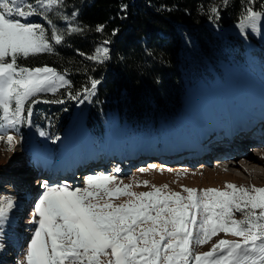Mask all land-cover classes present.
Segmentation results:
<instances>
[{"label": "snow or ice", "instance_id": "6c2138e0", "mask_svg": "<svg viewBox=\"0 0 264 264\" xmlns=\"http://www.w3.org/2000/svg\"><path fill=\"white\" fill-rule=\"evenodd\" d=\"M221 2L227 6L229 0ZM255 2L243 0L238 21L241 33L260 31L264 4L257 11ZM60 4L62 0H0V142L9 151L18 143L12 130L26 119L31 124V105L37 103L38 94L70 87V81L53 67H25L18 62L52 53V42L63 41L53 21L48 20L49 36L41 23L30 20L36 16L47 20ZM209 11L213 14L209 19L218 18L217 5ZM75 16L73 12L71 17H61L69 21V34L82 31L71 22ZM103 30V24L96 26L97 32ZM110 43L104 40L87 59L108 60ZM99 83L91 79V87L82 89L84 99L94 94ZM80 95L69 92L68 98L76 100ZM40 135L47 134L41 131ZM150 170L164 171L155 164L138 171ZM187 174V169L175 173L177 178ZM38 186L42 191L29 220L35 227L17 264H264V186L225 181L222 189L180 185L176 191L168 183L157 185L135 174L125 183L104 172L85 176L82 187H72L66 180H42ZM139 187L149 190H133ZM14 207L13 197L0 195V232ZM221 234L235 239L213 242ZM206 244H211L208 251L196 250Z\"/></svg>", "mask_w": 264, "mask_h": 264}, {"label": "trees", "instance_id": "16d2710c", "mask_svg": "<svg viewBox=\"0 0 264 264\" xmlns=\"http://www.w3.org/2000/svg\"><path fill=\"white\" fill-rule=\"evenodd\" d=\"M264 0L253 5L261 10ZM126 5V9L122 8ZM211 5H217L219 16ZM245 7L243 0H62L39 21L51 35L48 20L59 28L64 39L53 43L52 53L20 58L25 67L47 65L70 81V87L57 93H40L32 104V125L47 135L59 137L79 106L84 111L85 126L100 141L108 126L115 125L146 142H168L177 127L162 123L182 109L189 88L199 83H214L213 73L227 84L231 80L219 66L224 63L245 69L244 46L232 35L222 36L211 25L238 23ZM76 16L71 22L82 31L67 33L61 17ZM104 25L102 32L96 26ZM113 30H117L113 35ZM104 40L110 58L103 63L87 59ZM84 53V55H81ZM91 79L100 81L94 94L84 99ZM81 95L68 98V93ZM63 100V103L46 102Z\"/></svg>", "mask_w": 264, "mask_h": 264}, {"label": "rangeland", "instance_id": "374dc122", "mask_svg": "<svg viewBox=\"0 0 264 264\" xmlns=\"http://www.w3.org/2000/svg\"><path fill=\"white\" fill-rule=\"evenodd\" d=\"M32 19L38 20L41 19V17L36 16L30 18V20ZM68 23L69 21L64 20L62 22V27H67ZM260 24L264 25V16L261 17V21L258 24V27L262 29ZM48 26H50L51 28V25H49V23ZM219 32L225 34H235L241 31L238 27V23H236L232 26H229L228 28H220ZM262 32L263 34L261 33V31L253 32L251 29H246L244 32V34L252 37L261 46L257 49L255 47H252L253 51H250V56L253 60L256 59L255 57L259 58L260 60L264 59L263 29ZM247 43H249L251 46L250 42L247 41ZM263 62L264 61H261V63ZM258 64L261 66L260 63ZM224 66L230 70L239 71V68L237 67H233L227 64H224ZM245 69H243V71ZM242 82L245 84V86H247L246 89L244 86L235 84L232 80H229L227 81V86L233 87L232 92H226L225 90L217 89L216 91H210L206 94L202 93L199 98H196L197 92L194 89L193 91H191L190 89L183 105L188 115L190 116V118L187 117L189 118L187 123H192L191 125H197V123L194 122V120H197V116L199 115V108L197 107V104L203 106L204 102L208 107H211L213 104H215V107L217 108L221 107L223 110L226 109L229 115L234 114V111L238 109V107L250 109V107L248 106H251V104L253 103L262 106L264 97H262L259 91H256L258 90V88L253 89V86H251L244 79H242ZM211 86L214 85H208V87ZM248 87H250L251 90H249ZM198 89L200 90V87H198ZM226 95H228L229 98ZM207 98H209L211 102H209ZM194 115L196 116L194 117ZM172 121H174L176 124H181V121H184V117H182L181 114L178 113L173 117ZM25 122L28 129L27 132L22 129ZM25 122L17 126L16 129L12 130L18 137V143L15 144L13 150L9 151L7 149V146L4 143L0 142V195L18 198L19 192L20 194H27L26 197L21 196L22 199H20L19 201V206L22 207L21 211L18 212L19 214H17V212L15 214L14 212V220L13 218H11V221H13H9L11 222L10 224L5 223L2 232H0V264H17V262L21 261L23 258V254L26 248V242L28 239H30L31 236V234L28 233L30 231H33L35 227L33 223H29V220L30 215L33 212L34 201L40 193V188L38 191L36 188V182L39 180L37 177H42L41 179L44 180L48 179L51 182H60L52 181L53 179H67L70 186L82 187L83 178L87 175L104 172L106 174L116 175L125 183H128L129 177L135 174L140 180H148L151 183L157 185L168 183L169 186L176 191L181 190L180 185H186L188 187H194L198 189L207 187L222 189L224 187L225 181H230L237 185L244 184L247 186L249 185V182L244 181V179L252 178V175L255 177L254 181L256 182V184L260 185V183H264V163L255 164L256 168L259 169L261 175L257 176L254 173H252L251 176L244 175L248 174L249 172L245 173L246 170L243 167L254 165L251 159L249 161L245 160L246 163H244L243 159H241L242 157H244L242 151L248 152V157L249 154L250 157L252 156V158L254 156V150H252V146L250 144L247 145L248 140H244L245 142L234 146V149H232L231 151L214 152V158L211 161L208 159L205 161V159H197L193 156H191L190 158L187 157V155H191L195 149L197 151L201 149L204 150L200 143H197V145L194 146L193 143L190 144L189 141L179 142L175 147V151L172 152L170 147L164 148L157 145H145L140 138H138V141L131 140L130 132L126 130L122 131L119 127L116 126V124H110L108 126L107 134L103 137L101 143V141L99 142L95 138L89 137V135L87 134V130L84 126V111L81 110L79 106L77 107L73 115V120L70 123V126L64 131L63 135L60 136L59 139H50L51 141H48L45 136L40 135V131L36 129L32 125V123L29 124L27 122V119L25 120ZM235 122L238 123L233 125L232 128H238L237 126H239V124L246 125V123L241 119H237ZM243 130L244 129H242V131ZM233 132L234 131L232 130L229 134L239 133ZM79 135L81 137H79ZM82 135L84 136L83 138ZM223 136L225 139L226 136ZM233 136L231 137L230 135H228L229 141H234ZM126 137L128 139H125ZM211 139H214V134L212 135ZM263 142L264 135L261 144ZM36 143L38 145L41 143V146L43 148V150H41V148L39 147V150L42 151L44 156V159H42L45 160L44 163L46 164L45 167H43L44 170L42 168H39V166H36V164L34 166L32 163L33 160L38 161V159L33 157L31 153L32 150L39 152ZM18 146H21L20 154L24 156L23 158L26 160L24 162V165L23 163L17 162L19 161L18 157L15 156L19 152ZM64 152L70 157L68 162L70 163L71 167L68 168L70 171L66 170L64 173H62L61 171L65 164L60 165L59 160ZM60 153L61 157L58 159L57 157L60 155ZM226 153V157L221 161L224 162L225 159L229 158H231L232 160H236V164L232 165L233 167H230L229 165L218 164L216 157L220 154ZM39 154L42 155L40 152ZM14 159L16 161L13 164ZM98 164H100V166L98 167L101 168L94 169L93 167ZM150 164H155L158 168H163L164 171L162 173L156 170H150L146 173H140L138 171L140 168H147ZM18 165H21L22 168ZM31 167L36 168L32 170L33 168L31 169ZM73 168L76 169L74 172L72 171ZM116 169H119V171H115ZM167 169H172V172L167 171ZM185 169L188 170V174L183 177L177 178L175 173L178 171H183ZM40 171H42V173H39ZM76 171L77 173H81V175H73ZM193 173H195V175H193ZM52 174L53 176H51ZM26 178L27 180H25ZM69 180H72V182ZM173 181L176 182L173 183ZM261 186L264 185H260L259 187ZM9 189L13 190L10 191ZM133 190L148 191L149 189L146 187H139L134 188ZM31 194H33V196H31ZM28 196L29 200L26 202V204H23ZM237 218H239V216ZM18 225H21L22 229H24L25 232H15L17 231L16 229ZM219 238L235 239V237L224 236L223 234H221L220 236L213 238V242L215 241V239ZM210 247L211 244H206L203 246H199L196 250L200 252L208 251ZM11 253L12 256L8 257V254Z\"/></svg>", "mask_w": 264, "mask_h": 264}, {"label": "bare ground", "instance_id": "6f19581e", "mask_svg": "<svg viewBox=\"0 0 264 264\" xmlns=\"http://www.w3.org/2000/svg\"><path fill=\"white\" fill-rule=\"evenodd\" d=\"M260 26H261V28L264 30V25H261L260 24ZM261 29V30H262ZM250 48V47H249ZM261 62V61H260ZM261 66L264 68V62L263 63H261ZM256 91H258V90H256ZM259 93V92H258ZM261 96V95H260ZM225 108V107H224ZM248 109V108H247ZM226 110V109H225ZM227 111V110H226ZM230 111V110H229ZM237 113H238V111H236ZM234 132H239V133H242L243 131H242V129H240V128H238V129H236V130H233ZM241 131V132H240ZM233 132V133H234ZM239 133H234V134H226L225 136H226V138H225V141L226 142H230V143H232V142H234V141H229V139H228V135H230L231 137L233 136V137H235V136H237ZM29 148V147H28ZM31 148V147H30ZM78 148V147H77ZM18 153L15 155V156H17L18 157V160L19 161H17V162H19V163H23V165H24V162L26 161L23 157L24 156H22L21 154H20V150H21V146H18ZM217 149H221V146H218L217 145ZM258 152H257V155L254 157L253 156V158H252V156L250 157V154H249V157H248V152H246V151H242V153L244 154V157H242L241 159H243V162L244 163H246V161L245 160H250L251 159V161L254 163V165H250V166H245V167H243L245 170H246V172L245 173H248V174H244L245 176H251V174L252 173H254L255 175H261V173L259 172V169H257L256 168V166H255V164H259V163H264V157H263V155H261L262 153H264V142L262 143V144H260L259 145V147H258ZM39 150V149H38ZM39 152H40V150H39ZM39 152L38 151H35V150H32L31 151V153H32V155H33V157H35V158H37L38 159V161L37 160H33V165L35 166V164H36V166H39V168H42L43 170H44V168L43 167H45V163H44V161L45 160H43L44 159V156H43V154L42 155H40L39 154ZM27 153V152H26ZM29 154V153H28ZM27 154V155H28ZM61 154V153H60ZM31 155V154H30ZM91 156V155H90ZM16 157V158H17ZM226 157V155L225 154H220V155H218L216 158H217V161H218V164H221V165H229L230 167H233L232 165L233 164H236V160H232L231 158H229V159H225L224 160V162H222L221 160L222 159H224ZM15 158V159H16ZM43 158V159H42ZM69 156H68V154H66L65 152L63 153V155H62V157L60 158V160H59V164L60 165H64V164H66L67 162H68V160H69ZM73 158V157H72ZM14 159V161H13V164L15 163V160ZM41 160V162H40V160ZM218 159H220V160H218ZM30 160V159H29ZM32 160V159H31ZM234 161V162H233ZM226 162V163H225ZM39 163V164H38ZM17 165V164H16ZM51 165V164H50ZM237 165H238V163H237ZM18 166H21V165H18ZM57 166H59V165H57ZM21 168H22V166H21ZM56 168H58V167H56ZM247 168V169H246ZM241 169H242V166H241ZM230 172V171H229ZM50 173V172H49ZM248 179H253V178H248ZM25 180H27V178L25 179ZM10 191L11 190H13V189H9ZM31 190V189H30ZM26 195L27 194H25V193H21L20 194V192H19V194H18V198L16 199V198H14V200H15V207H14V209L10 212V215H9V219H8V221L6 222L7 224H10L13 220H14V212H15V214H16V212H17V214H19L18 212H20L21 211V207L22 206H19L20 205V199H22V197L21 196H25L26 197ZM24 197V198H25ZM26 202H27V199H25V201L23 202V204H26ZM19 206V207H18ZM16 217V216H15ZM11 218H13V220L11 221ZM9 221H11V222H9ZM13 224V223H12ZM17 231H15V232H25V230L24 229H22V227H21V225H18L17 226V229H16ZM24 230V231H23ZM3 249V248H2ZM1 250V249H0ZM0 253H1V251H0ZM12 256V253L11 254H8V257H11Z\"/></svg>", "mask_w": 264, "mask_h": 264}]
</instances>
